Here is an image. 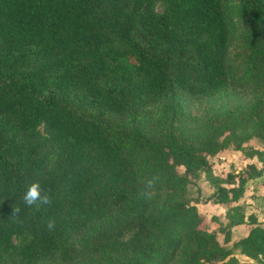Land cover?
<instances>
[{
  "label": "trees",
  "instance_id": "trees-1",
  "mask_svg": "<svg viewBox=\"0 0 264 264\" xmlns=\"http://www.w3.org/2000/svg\"><path fill=\"white\" fill-rule=\"evenodd\" d=\"M231 88L248 99L181 110ZM250 135L264 139V0H0V264H237L234 247L263 263L264 224L238 203L264 171ZM225 148L261 167L214 171ZM199 172L224 223L186 193ZM33 182L50 205L23 203Z\"/></svg>",
  "mask_w": 264,
  "mask_h": 264
},
{
  "label": "rangeland",
  "instance_id": "rangeland-1",
  "mask_svg": "<svg viewBox=\"0 0 264 264\" xmlns=\"http://www.w3.org/2000/svg\"><path fill=\"white\" fill-rule=\"evenodd\" d=\"M155 8L158 11L161 9V6L158 2H155ZM241 30H242L241 23H237L235 27L233 28V32L235 35L240 33ZM248 97H249V94L246 91L231 88L222 94H217L215 96H210L208 98H202L199 100H191V101L185 99L182 101L181 110L187 116H195L196 118L201 119L205 117L206 114L214 113L218 110H223L224 108L231 105L233 102H244V100L248 99ZM162 112H163L162 104H157L155 106H152L151 116L153 119L158 118L161 116ZM245 132L247 133L248 130H245ZM241 146H243V148L245 149L251 148L252 146L253 147H264V140L259 139L253 135H250L248 139L241 144ZM234 152L235 151H232L230 148H228L226 150L223 149L219 151L217 154L213 156H209V160L211 164L213 165L212 166L213 170L217 171V170H220L221 168H223V170L224 169L226 170L228 168H236L237 165L234 163L235 162ZM201 178H205V175L203 172L198 173L197 177L193 181L194 183H188L186 185V193L192 197H196V199L202 203V204H199V207L197 208V210L200 211L201 213L206 214L208 212L206 211L203 212L202 210L204 209L202 208H204L205 204H208L207 201H210L211 197L209 195L208 188H206L207 183H203V185H201L203 181H200L197 183V180ZM259 180L264 181V179H258L255 182L249 183L248 189H250L251 186L252 187L256 186ZM241 202H244V201L243 200L238 201V203L240 204ZM249 204L246 203V208L244 207L245 210L250 209L248 206ZM263 211H264V202L261 203V212L259 215H262ZM178 263H179V257H176L169 264H178Z\"/></svg>",
  "mask_w": 264,
  "mask_h": 264
},
{
  "label": "crops",
  "instance_id": "crops-1",
  "mask_svg": "<svg viewBox=\"0 0 264 264\" xmlns=\"http://www.w3.org/2000/svg\"><path fill=\"white\" fill-rule=\"evenodd\" d=\"M264 140V139H263ZM228 148H225V150ZM232 151H235L234 153V163L237 165L236 168L239 169L243 167L246 163H253L257 168L261 167L260 160L255 155H243L239 152V150L231 149ZM264 157V155H263ZM258 179H264V171H262L259 175H256L254 177H251L247 179L243 186V191L241 195L238 197V201L243 200L244 202H241L244 207L246 208V203H250L248 206L250 209L243 210V216L242 219L246 220V215L248 213H251L255 216L256 220L260 222L261 224H264V211L262 215H259L261 212V203L264 202V181L257 182L256 186L250 187L248 189L249 183L255 182ZM203 181V183L206 184V188H208L209 195H212L213 186L207 181L205 178H201L197 180V183ZM193 185V184H192ZM198 188V187H197ZM208 204L204 205L203 213L207 215L206 217L209 218L211 214H214L220 221L223 223L227 220V216H225V205L223 203L213 202V201H207ZM199 204H202L200 201L195 203L196 208L199 207ZM248 208V207H247ZM249 224L245 221H240L238 223H234L229 228V240L228 244L230 245L234 240L238 239L241 236H244L247 233V230L249 229ZM222 235L219 234V239H221ZM233 256L237 259V264H264L259 262L256 258L247 256L243 253H240L236 247L233 249Z\"/></svg>",
  "mask_w": 264,
  "mask_h": 264
},
{
  "label": "clouds",
  "instance_id": "clouds-1",
  "mask_svg": "<svg viewBox=\"0 0 264 264\" xmlns=\"http://www.w3.org/2000/svg\"><path fill=\"white\" fill-rule=\"evenodd\" d=\"M51 202L49 194L46 191H42L39 182L31 183L23 195V203L27 206L36 205L39 207L40 205H50ZM13 212H19V208L13 209ZM48 226L52 228L54 225L50 222Z\"/></svg>",
  "mask_w": 264,
  "mask_h": 264
}]
</instances>
